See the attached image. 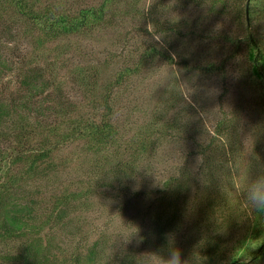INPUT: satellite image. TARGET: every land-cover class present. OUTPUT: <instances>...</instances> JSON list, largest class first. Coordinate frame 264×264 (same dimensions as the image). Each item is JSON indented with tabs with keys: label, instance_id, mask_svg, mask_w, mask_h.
Here are the masks:
<instances>
[{
	"label": "trees",
	"instance_id": "obj_1",
	"mask_svg": "<svg viewBox=\"0 0 264 264\" xmlns=\"http://www.w3.org/2000/svg\"><path fill=\"white\" fill-rule=\"evenodd\" d=\"M151 1L0 0V264H134L166 234L189 264H264V213L244 197L264 166V0H178L179 11L229 23L228 52L202 61L182 50L199 17ZM140 33L161 45L135 47ZM110 34L135 41L105 65L95 45ZM172 55L189 76L223 80L233 68L239 94L196 142L195 169L156 166L183 131L180 96L166 89L134 114L135 78ZM109 194L124 198L120 233L138 230L142 243L133 237L125 248L91 222L94 201Z\"/></svg>",
	"mask_w": 264,
	"mask_h": 264
},
{
	"label": "rangeland",
	"instance_id": "obj_2",
	"mask_svg": "<svg viewBox=\"0 0 264 264\" xmlns=\"http://www.w3.org/2000/svg\"><path fill=\"white\" fill-rule=\"evenodd\" d=\"M142 1L146 5L152 2L151 0ZM175 3L177 4L176 7L181 8V3L178 0H167L165 3L168 14L182 16L189 11L190 14L186 13V15L191 19L199 17L196 39L194 42L188 41L182 50L190 55L198 54L197 56L201 61L202 56L208 59H220L222 55L225 56V53L228 52V46L222 42L221 37L228 29L229 23L220 17L205 16V13L202 16L199 11L189 10L185 7L179 11L176 9ZM167 5L169 6L168 9ZM135 38L136 41H131L129 34L108 35L105 41L101 40L95 45L101 47L97 50L103 53L99 56V62L106 65L109 56L123 57L122 52L131 46L133 47L134 41L138 43L135 47L150 43L157 46L161 45V41L156 36L148 33L137 34ZM172 58L173 62L170 65L157 63L151 69L150 74H142L135 78L134 93L138 107L134 109V114L136 117H141L143 115L141 111L153 107L156 102V95L166 89L169 92H174L177 97L180 96L179 110L181 114H185V122L181 125L183 131L170 138L171 141L169 140L167 146L160 151L157 165H154L162 166L161 169H164V165L169 166V161H173L175 164H189L192 169H195L199 162V159L196 158V142L213 134L222 111L235 108L239 94L234 87L233 68L227 69L223 80L220 76L209 77L201 74L189 76L176 55H172ZM117 62L115 61L112 65L109 62L108 71L107 67H104L106 74H111L110 72L118 67ZM186 76L187 78H185ZM139 109L140 113L138 112ZM157 176L152 181H146L147 185L144 187L146 194L154 183L158 182ZM112 196L113 201L107 199L94 201L95 205L90 212V220L97 229L105 228L109 233H114L117 236L120 233L119 227L123 224L121 222L124 220V214H121L124 212L120 210L124 198L118 200L119 197ZM125 219L127 220V218ZM119 239L122 240L120 236Z\"/></svg>",
	"mask_w": 264,
	"mask_h": 264
},
{
	"label": "clouds",
	"instance_id": "obj_3",
	"mask_svg": "<svg viewBox=\"0 0 264 264\" xmlns=\"http://www.w3.org/2000/svg\"><path fill=\"white\" fill-rule=\"evenodd\" d=\"M244 197L256 212L264 213V166L260 167L255 176H248ZM117 236L122 238L125 248L133 237H136L137 244L143 242V238L138 236V230L134 233H118ZM134 264H189V262L182 258L175 235L166 234L164 245L155 251H146L136 255Z\"/></svg>",
	"mask_w": 264,
	"mask_h": 264
},
{
	"label": "water",
	"instance_id": "obj_4",
	"mask_svg": "<svg viewBox=\"0 0 264 264\" xmlns=\"http://www.w3.org/2000/svg\"><path fill=\"white\" fill-rule=\"evenodd\" d=\"M248 3H249V0H247V5H248Z\"/></svg>",
	"mask_w": 264,
	"mask_h": 264
}]
</instances>
